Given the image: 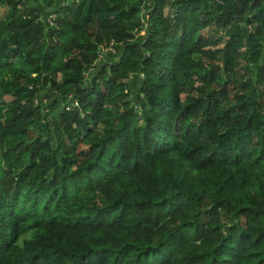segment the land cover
Here are the masks:
<instances>
[{
	"label": "trees",
	"instance_id": "trees-1",
	"mask_svg": "<svg viewBox=\"0 0 264 264\" xmlns=\"http://www.w3.org/2000/svg\"><path fill=\"white\" fill-rule=\"evenodd\" d=\"M0 6V264H264V0Z\"/></svg>",
	"mask_w": 264,
	"mask_h": 264
},
{
	"label": "rangeland",
	"instance_id": "rangeland-1",
	"mask_svg": "<svg viewBox=\"0 0 264 264\" xmlns=\"http://www.w3.org/2000/svg\"><path fill=\"white\" fill-rule=\"evenodd\" d=\"M60 2L62 0H59ZM6 13V7L5 6H0V18H3V16L5 15ZM104 53H103V57L105 59H111L113 57V54L112 53H115V50L114 49H107V50H103ZM6 101L9 100V97H5L4 98ZM5 105H0V107H4Z\"/></svg>",
	"mask_w": 264,
	"mask_h": 264
},
{
	"label": "crops",
	"instance_id": "crops-1",
	"mask_svg": "<svg viewBox=\"0 0 264 264\" xmlns=\"http://www.w3.org/2000/svg\"><path fill=\"white\" fill-rule=\"evenodd\" d=\"M5 14H6V13H5ZM4 16H5V15H4ZM4 16H3V17H4Z\"/></svg>",
	"mask_w": 264,
	"mask_h": 264
}]
</instances>
